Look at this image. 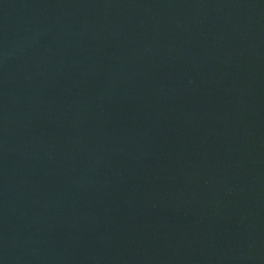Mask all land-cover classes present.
Listing matches in <instances>:
<instances>
[{"label": "water", "instance_id": "water-1", "mask_svg": "<svg viewBox=\"0 0 264 264\" xmlns=\"http://www.w3.org/2000/svg\"><path fill=\"white\" fill-rule=\"evenodd\" d=\"M0 264H264V0H0Z\"/></svg>", "mask_w": 264, "mask_h": 264}]
</instances>
